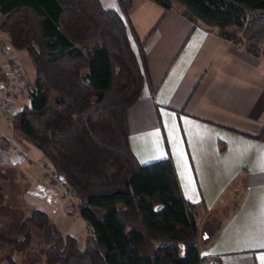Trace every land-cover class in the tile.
Instances as JSON below:
<instances>
[{"label": "trees", "instance_id": "obj_1", "mask_svg": "<svg viewBox=\"0 0 264 264\" xmlns=\"http://www.w3.org/2000/svg\"><path fill=\"white\" fill-rule=\"evenodd\" d=\"M153 1L163 10L178 5L192 23L264 60V0ZM116 2L0 0V30L33 67L28 104L8 117L10 127L63 177L85 227L79 246L31 208L6 242L22 250L37 231L41 264H203L197 233L208 241L214 229L199 223L198 205L182 195L170 157L139 163L128 146L126 109L148 73L128 18L131 0ZM5 178L0 170V202Z\"/></svg>", "mask_w": 264, "mask_h": 264}, {"label": "crops", "instance_id": "obj_2", "mask_svg": "<svg viewBox=\"0 0 264 264\" xmlns=\"http://www.w3.org/2000/svg\"><path fill=\"white\" fill-rule=\"evenodd\" d=\"M99 2L117 8L116 0ZM179 10L131 0L128 18L143 41L148 78L126 109L128 146L139 163L170 157L182 195L198 205L199 223H213L206 225L214 229L208 241L197 233L200 254L217 264H264V248L258 246L264 243V60ZM130 44L136 48L132 38ZM32 78L28 55L10 46L0 30V155L6 157L1 165L12 166L20 156L26 168L32 154L38 156L26 140L31 154L18 153L8 121L28 104L23 84ZM50 170H40L37 178L43 190L55 193L60 185L53 176L49 180ZM63 192L57 190V200ZM40 195L34 200L27 189L23 198L56 224L62 206ZM77 216L84 225L78 211Z\"/></svg>", "mask_w": 264, "mask_h": 264}, {"label": "rangeland", "instance_id": "obj_3", "mask_svg": "<svg viewBox=\"0 0 264 264\" xmlns=\"http://www.w3.org/2000/svg\"><path fill=\"white\" fill-rule=\"evenodd\" d=\"M31 86L30 80H26L23 84V87L25 88V91L27 92ZM26 94V93H25ZM1 130L4 134H9V130L6 125L1 126ZM13 137L10 138L11 143L15 145V148L18 150V153L20 155H28L31 153L25 152L27 148V143L24 141V139L20 134L12 131ZM21 137V138H20ZM27 141V140H26ZM31 147V144H29ZM14 148V147H12ZM14 148V149H15ZM34 151H37L38 156H35L32 154L31 156V163L30 165L26 166V168H22L21 164L18 162L19 157H16L17 160L15 163H13L12 166H8L7 163L5 165L0 164V170L5 174L6 180L5 182L11 183L10 189H4L2 188V200L0 202V213L9 215L10 221L9 223L2 229L3 233L6 236H12L16 233L17 228L19 227L20 223L22 222V219L24 218L27 211L33 207L31 204H26L24 201L25 193L32 195V198L34 200L37 199V197H41V193H45L48 196L49 199H54L53 201L60 205V209L57 211V214L59 213V216L54 219L56 222L57 228L61 232H67V233H73L77 244L81 246L84 241V234H85V227L83 225V222L79 220L77 216L78 211V201L76 197L70 195V193H67L65 191L64 186L61 187L62 182L57 181L55 174H49L48 178L51 181V179L58 183L60 185L53 193L52 189L49 187L47 190H41L38 195L33 191V185L36 186V183L42 184V180L39 178V171L40 170H47L50 169V164L48 161L38 152L37 149L33 148ZM22 153V154H21ZM27 157V156H26ZM2 160L5 161L6 157H1ZM24 157H22L23 159ZM10 165V164H9ZM49 173H52L51 170ZM27 175V177L25 176ZM29 175V176H28ZM25 176V177H23ZM53 176V178H52ZM37 178V180H35ZM36 182V183H35ZM44 186V185H43ZM32 190V191H31ZM63 192L62 194V200H57L56 198V192ZM40 195V196H39ZM26 197V196H25ZM31 198V199H32ZM56 199V201H55ZM33 200V201H34ZM68 212V213H67ZM203 224L206 226H212V222H208L205 218V222ZM36 233H33L34 238H32V241L30 244H28V247L22 251H12L11 258L15 262V264H41L43 257L42 254L38 251V247L41 245L39 241V237ZM201 237H204L206 233L203 231L199 234ZM40 243V244H39ZM12 250V249H11ZM14 250V249H13ZM4 263L3 261L0 262V264Z\"/></svg>", "mask_w": 264, "mask_h": 264}, {"label": "flooded vegetation", "instance_id": "obj_4", "mask_svg": "<svg viewBox=\"0 0 264 264\" xmlns=\"http://www.w3.org/2000/svg\"><path fill=\"white\" fill-rule=\"evenodd\" d=\"M5 180L6 179H4L2 182H1V194H2V188H4V189H10V187H11V183H6L5 182ZM31 208H38V207H36V206H33V207H31ZM30 208V209H31ZM29 209V210H30ZM29 210L27 211V213L25 214V216L28 214V212H29ZM25 216H24V218H25ZM48 217V216H47ZM24 218L22 219V222H23V220H24ZM9 221H10V218H9V215H6V214H3V213H0V255L4 252V249L6 248L7 249V252H6V254L4 255V256H2L1 258H0V262L1 261H5V259L7 258V257H10L11 258V253L10 252H12V251H15V250H11L10 249V246H9V244H7V242H6V240H8V239H12V238H14V237H16L18 234H17V232H18V229H19V227H20V225H21V223H20V225H19V227L17 228V231H16V233L14 234V235H12V236H6L4 233H3V228L9 223ZM33 233H36L37 235H38V232L37 231H33ZM33 233H32V238H34V235H33ZM35 234V235H36ZM32 241V240H31ZM30 241V242H31ZM30 242H29V244H30ZM40 244V243H39ZM27 247H28V245H27ZM26 247V248H27ZM26 248H24V249H26ZM24 249H22V250H24ZM40 249H42V244L38 247V251L40 252ZM22 250H19V251H22ZM17 251V250H16ZM12 259V258H11ZM13 260V259H12ZM3 264V263H2Z\"/></svg>", "mask_w": 264, "mask_h": 264}, {"label": "built area", "instance_id": "obj_5", "mask_svg": "<svg viewBox=\"0 0 264 264\" xmlns=\"http://www.w3.org/2000/svg\"><path fill=\"white\" fill-rule=\"evenodd\" d=\"M16 69L14 66H9V73L11 76H15L16 75ZM57 181L62 182L63 181V177L59 174L56 175ZM36 190L41 193L40 191L43 190V188L39 185L36 184ZM44 191V190H43ZM203 264H214L213 261L211 259H206Z\"/></svg>", "mask_w": 264, "mask_h": 264}, {"label": "snow or ice", "instance_id": "obj_6", "mask_svg": "<svg viewBox=\"0 0 264 264\" xmlns=\"http://www.w3.org/2000/svg\"><path fill=\"white\" fill-rule=\"evenodd\" d=\"M113 6H114V5H113ZM258 246L261 247V248H264V243H261V244H259ZM261 259H264V257H261Z\"/></svg>", "mask_w": 264, "mask_h": 264}, {"label": "water", "instance_id": "obj_7", "mask_svg": "<svg viewBox=\"0 0 264 264\" xmlns=\"http://www.w3.org/2000/svg\"><path fill=\"white\" fill-rule=\"evenodd\" d=\"M6 252H7V249L5 248V249H4V252L0 255V258H1L2 256H4V255L6 254Z\"/></svg>", "mask_w": 264, "mask_h": 264}]
</instances>
